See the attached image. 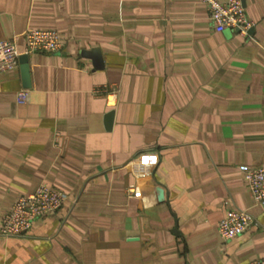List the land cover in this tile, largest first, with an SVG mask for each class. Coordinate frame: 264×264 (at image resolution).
<instances>
[{"label":"crops","instance_id":"1","mask_svg":"<svg viewBox=\"0 0 264 264\" xmlns=\"http://www.w3.org/2000/svg\"><path fill=\"white\" fill-rule=\"evenodd\" d=\"M243 2L248 36L214 32L195 0H0V40L22 51L32 28L61 41L27 54V78L20 63L0 75V221L40 184L66 195L23 237L0 236V264L264 257V208L244 181L264 161V0ZM102 84L113 104L92 92ZM231 208L257 223L223 240Z\"/></svg>","mask_w":264,"mask_h":264},{"label":"built area","instance_id":"2","mask_svg":"<svg viewBox=\"0 0 264 264\" xmlns=\"http://www.w3.org/2000/svg\"><path fill=\"white\" fill-rule=\"evenodd\" d=\"M203 4L208 12L214 32L230 29L242 36H248L253 21L248 17L244 0H195ZM24 40L20 51L14 41L0 40V75L12 71L18 66L19 56L33 52L51 53L61 46L60 35L55 30L26 28L21 33ZM96 95L104 94L107 103L113 104L116 91L114 86L104 84L92 89ZM28 98L26 90H19L16 102L23 103ZM245 185L252 202L264 208V161L244 171ZM133 185L127 187L133 192ZM66 200V195L45 184L38 185L34 191L20 195L11 209L1 218L0 236L3 238L23 237L32 223L50 211L57 210ZM255 217L244 209L231 208L217 223V229L223 240L231 239L244 232L250 225L256 224ZM246 264H264V257L253 259Z\"/></svg>","mask_w":264,"mask_h":264},{"label":"water","instance_id":"3","mask_svg":"<svg viewBox=\"0 0 264 264\" xmlns=\"http://www.w3.org/2000/svg\"><path fill=\"white\" fill-rule=\"evenodd\" d=\"M91 53L96 55L97 50H92ZM92 59L98 60V62H100V59L99 58L95 59V56H92ZM19 63H20V69L22 71L23 76L27 78V76H28L27 55H25V54L20 55L19 56ZM112 114H113V111L110 110L105 115V120H106V125L107 126H110V123H111V120H112Z\"/></svg>","mask_w":264,"mask_h":264}]
</instances>
